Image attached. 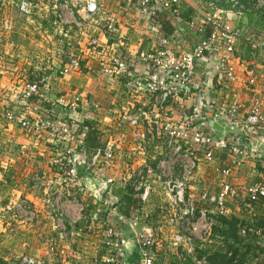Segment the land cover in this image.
<instances>
[{
  "label": "built area",
  "instance_id": "obj_1",
  "mask_svg": "<svg viewBox=\"0 0 264 264\" xmlns=\"http://www.w3.org/2000/svg\"><path fill=\"white\" fill-rule=\"evenodd\" d=\"M135 1L138 15L156 33V36L157 33H161L159 12L171 13L178 21L182 19L177 8L179 0H163L160 7L155 6L154 0ZM8 2L14 4L21 15L26 16L41 14L51 7L58 23L82 29L84 24L93 23L91 21L107 0H46L45 2L44 0H0V9L6 8ZM205 4L210 14L203 23L194 27L199 40L191 51L175 54L168 47V39L162 36L157 37L156 50L142 51L129 59L115 55L112 58V68L105 63L101 64L103 67L100 74L103 79L112 77L121 79L127 91L138 93L144 101L148 99L155 106L145 113V118H140L138 115L143 113L144 109H141L134 113L124 111L115 120L116 130L120 133L118 137L121 141H126L133 150L131 154L134 156V171L128 173L123 182L117 183L115 178H107L105 181L107 190L100 202H97L86 188L76 189L75 186L82 184L84 180L77 177L76 166L81 161L85 172L96 175L93 168L100 160L109 162L114 158L113 142L108 141L100 147L90 148L91 152L87 154L82 151L84 144L73 133L71 127L80 123L58 126L53 119V109L51 113L44 111L41 117L35 116L36 119L33 120L24 117L28 105L40 106L44 98V95L39 93L38 81L27 83L24 93L17 97L20 106L23 105V115L14 116L12 111L6 110L7 118L15 120L20 129L29 135L46 134L50 137L60 135L66 143L75 147L82 146L77 151L65 150L60 155L49 158L46 167H54L58 172L55 182L43 181L46 175L34 173L33 185L30 189L42 197L41 213L29 199L21 198L22 195L16 200L9 201L1 210L0 218H4L7 223L5 237H0V246L8 241L19 245L7 251L6 264H88L89 257L86 254L89 253L85 241L92 237L99 238L102 249L100 260L97 261L95 258L92 264H123L125 247L129 240L134 241L141 264H156L159 255L169 249L176 252L177 260L180 262L190 259L192 264H209L207 256H198V251L205 250L204 244L212 243L216 237L213 233V226L217 223L214 217L227 215V203L233 194L241 193L247 199L246 207H250L249 202H257L264 198L262 180L235 186L223 181L212 200L214 211L211 209L212 216H209L207 209L203 208L205 205L207 207L210 201L207 194L201 193L199 196L194 194L196 164L186 151L187 145L206 148L205 159L208 161L213 160L214 152L225 151L227 157L223 161L221 170L225 179L232 177L242 157L255 160L264 177V155L258 156L255 148L249 145L252 136L264 129L262 100L255 99L244 110L238 103L215 109L208 101L207 95L209 96L210 92L204 90L202 81H196L198 65L211 60L215 81L209 84L210 88L234 83V68L230 61L234 52L235 32L229 31L223 25L220 9L226 7L240 14L262 12L264 0H205ZM7 23L5 30L8 31ZM206 30L209 31L207 36H205ZM116 32L114 25L106 22L104 26L106 37L114 38ZM88 45L94 49L102 48V54H108V51H104L105 43H102L98 37H92ZM78 69V60L69 59L68 64L66 63L63 68V73L66 75ZM253 82L254 80L250 78L249 83L253 84ZM179 94L187 97L188 100L191 96L197 95V102L205 107L203 117L206 112L214 120L225 121L235 131L225 140H219L213 134L206 133L202 127L205 117L201 119L197 116L199 103L195 109V118L201 120L202 128L194 127L189 141L186 140L188 133L186 129L192 125L189 117L184 116L185 119L180 121V129L177 132L172 131L170 118H164L165 121L162 123L153 120L151 112L156 109L155 107L162 109L163 115L164 112L173 114L169 101H178ZM262 94L264 100V92ZM57 100H60L56 101L57 104H64L63 98ZM89 100V106L93 111H99V105L91 98ZM78 101L80 97L74 98V101L64 106L75 108ZM86 120L93 124L92 117L87 116ZM173 136L179 137V141L172 139ZM229 138L234 140L228 142ZM159 139L162 140L163 146L162 160L156 162L155 155L149 156L147 161L141 158L145 152L156 148L154 143ZM23 165L28 170L31 163L23 161ZM113 184L131 191L134 199L140 203L129 218L134 222V226H138L137 232L130 238L122 236L120 231L110 224L103 225L107 223L105 220L98 223L100 217L97 216L103 215L101 214L103 212L108 213L120 204V199L111 189ZM76 191L81 192L82 196L89 195L96 206L93 208L94 213L89 215L88 219L83 216L86 206L84 200L80 201ZM151 206L158 212L155 217L148 210ZM42 213L44 219L48 221L41 219ZM77 223H84L82 232L74 229ZM24 231L33 233L36 245L26 237ZM239 235H247L254 242L264 241V233L259 229L239 226ZM80 240L82 243L77 245L75 250L74 244H78Z\"/></svg>",
  "mask_w": 264,
  "mask_h": 264
},
{
  "label": "rangeland",
  "instance_id": "obj_2",
  "mask_svg": "<svg viewBox=\"0 0 264 264\" xmlns=\"http://www.w3.org/2000/svg\"><path fill=\"white\" fill-rule=\"evenodd\" d=\"M5 9H0V213L9 201L18 198V195H14V198L11 197L13 199L7 200L9 197L4 195L7 193L8 188L30 189L33 185L32 179L34 173H42L45 171L43 173L47 175L43 181H56L57 169L54 167L47 168L46 172L40 166L39 162L45 161L44 164H46L49 158L60 155L65 150L77 151L82 147H75L66 143L60 135L52 137L46 134L29 135L20 129V126L15 120H9L7 118V109L12 111L14 116L19 117L23 115V105L20 106L17 97L24 93L26 84L30 82H39V93L44 95V98H42L40 105L42 108L36 105H28V109L25 111L26 114L23 115L24 117L33 120L36 119L35 116L41 117L45 113L44 111L47 110L51 113V109H53V119L60 126L62 124L70 125V123H81L82 121H86L87 116H90L94 119L92 120V126L98 132L96 147H100L108 141L114 143V158L109 162L100 160L99 164L93 168L96 175L92 172L90 174L85 172L83 163L80 161L76 166L77 177L79 179L86 177L88 173L90 178L101 180L104 184L107 178H115L117 183L123 182L127 178V174L134 171V156L131 154L133 150L130 148V145L126 141H121L118 137L120 133L116 130L115 120L124 111L134 113V111L141 109H144L143 113H138V115L140 118H145V113L155 105L150 103L148 99L144 101L138 93L127 91L122 80L119 78L102 79L100 71L103 66L101 64L105 63L109 68L113 67L112 58L117 53L115 50L116 47L113 48L107 44L108 54L106 55L102 54V48L94 49L88 44H85L83 50H79V35L75 29L76 27L62 25L56 19L53 22V19L49 20V18L42 21L36 15L26 17V15H21L13 8V15L16 18L13 19L12 25L10 21V24L7 21L5 22L1 16ZM5 23H7L8 31L10 32L7 40L3 39L4 32H2L5 30ZM24 23L25 25H23ZM93 37L96 38L97 35ZM8 43L11 44L10 48H4L3 45ZM69 59L78 60L79 69L65 75L63 68L66 63L68 64ZM70 76L74 77L75 84H70ZM84 76L91 78L90 84H85L87 78H84ZM75 77H78L79 80L75 81ZM192 89L196 88L194 87ZM76 97H80V101L77 102L75 108L64 106V104L74 101ZM177 97L178 101H169L173 114L164 112L163 115L161 112L162 109L159 107H155L156 109L151 114L154 118L153 120H158L161 123L166 118H170L172 131L174 132L180 129L179 123L185 119L184 116L189 117V120L192 121V125L186 129L188 132L186 140L189 141L192 129L197 126L201 127V120H196L195 118V109L198 104L197 95L191 96L189 100L180 94ZM58 98H63L64 104H57L56 101H60L57 100ZM89 98L95 104L99 105V111H93L92 107L89 106ZM6 105H8V108H6ZM50 117L52 118L51 115ZM204 117L206 121L213 119L206 112ZM178 138L173 136L172 139L179 141ZM161 141V139L155 141L156 148L151 149L152 151L149 150L150 152H145L141 158L147 161L149 156L155 155V161H161L163 157ZM82 151L89 154L91 149L83 146ZM186 151L194 159L196 164V168L194 169L196 193L207 194L210 201L207 203V207L205 205L203 208H206L208 215L212 216V213H210L213 208L212 200L219 190L220 183L224 180L221 170L227 153L225 151L214 152L212 156L213 160L208 161L205 159L206 148L187 145ZM171 154L173 155V150ZM249 159L247 157V160L244 158L243 161L246 160L248 162L247 165H252ZM23 161L31 163L28 170L23 165ZM253 164L254 167L259 168L257 163L254 162ZM237 171L235 170V172ZM228 181H230V178ZM79 185V187L75 186L76 189H85L83 181ZM111 189L116 195H119V193L120 196L129 195L133 200H136L131 191L121 189L116 184H113ZM76 193L80 201L83 199L85 202L86 196H82L79 191H76ZM21 195V198H26V195ZM119 202L120 204L116 205L115 208L117 211L121 210L128 213L125 214L127 219L130 218L134 209L140 206V203L136 200L127 209L123 207L124 203L122 201ZM132 204L134 208H131L133 206ZM94 207L96 208L94 204L89 207H84L83 216L85 219H88V214L92 215L94 213ZM227 207L230 208L229 206ZM212 210L214 211V209ZM99 217L98 223L103 222L104 216L99 215ZM238 223L243 225L242 222ZM107 224L110 223H103V225ZM110 225L115 227L113 224ZM83 226L84 223H77L74 229L82 232ZM115 228L118 229L117 227ZM119 230L121 234L123 231L125 235L126 230L123 227L121 229L119 228ZM87 239L85 241L87 246L85 247H87L89 254L86 255L89 257L88 264H92L95 258H97V261L100 260L99 256L102 255V249L99 238L92 237ZM81 243L82 240L78 244H74V249L77 248V245H81ZM0 264H3V262ZM156 264H162V262L157 261Z\"/></svg>",
  "mask_w": 264,
  "mask_h": 264
},
{
  "label": "crops",
  "instance_id": "obj_3",
  "mask_svg": "<svg viewBox=\"0 0 264 264\" xmlns=\"http://www.w3.org/2000/svg\"><path fill=\"white\" fill-rule=\"evenodd\" d=\"M45 1L46 0H44V2ZM48 6L50 5L48 4ZM14 7V4L11 5L8 2L6 9L1 15L5 22L10 21L12 25L13 19L16 18L13 15V9L17 11V8ZM177 8L182 15L181 21H178L173 14L166 12L168 18H166V20H169L172 30L169 34H167L161 29V33H157L156 36V33L153 32L147 23L138 15L135 0H107L105 5L98 12L97 16L93 19V21H91L93 23L89 22L84 24L82 29L75 28L79 35V50H83L85 44H89V40L93 36L97 35L99 40L102 43H105L106 48H104V51L107 52V44L113 48L116 47V55L123 59H129L142 51L156 50L158 44L157 37L162 36H165L168 39V47L171 48L175 54H183L191 51L199 40V36L196 34L194 27L200 25L206 20L210 14V10L205 4V0H179ZM36 16L42 21L49 18V20L53 19L54 22L56 19L53 15L51 7L45 9L41 14H36ZM220 17L223 25L229 31L231 30L232 32H235L234 52L230 61L234 68L235 81L232 84L221 86L217 85L218 87H211V89L209 84H212V81H215V78L213 77L215 75L212 67L213 61L211 60H206L202 64L198 65L196 70V81L200 82L202 80L201 83L206 84H202V86L205 87L204 90L210 92L209 96L207 95L208 101H210L215 109L224 108L230 104L234 105L238 103L244 110L247 109L251 102L255 99H260L262 100V111L264 114V100L262 94L264 92V75H262V72H264V11L240 14L228 10L226 7H222L220 9ZM106 22H111L114 25L115 30L117 31L116 37H114L116 39H113V37H106L104 34V26L106 25ZM190 23H192V26H190ZM23 25H25V23ZM2 32H4V37L2 36L3 39L7 40L10 32L5 30ZM10 45L11 44L8 43L3 45V47H7L9 49ZM70 77V84H75L74 77ZM84 78L87 77L84 76ZM250 78L254 80L253 84L249 83ZM76 80H79V78L75 77V81ZM90 83L91 78L88 77L85 84L88 85ZM213 84H215V82H213ZM249 145L255 148L258 156L264 155V129L262 131H258L252 136V140H250ZM244 158L247 160V157H243V159ZM243 159H241L238 163L235 169L238 171H234L230 181H228L229 178H223L224 180L222 181H228L234 186L250 184L255 180V182L261 180L264 182V177L262 176L260 170L254 167L253 163H256V161L250 158L249 162H252V165H247L248 162L246 160L243 161ZM44 162L42 161L39 163L40 166H42L47 172V167ZM43 172L42 174H44V176L47 175ZM194 189V194L197 196L195 182L193 185V190ZM21 194L26 195L25 197L33 203L40 213L43 211L42 197L35 194L31 189L8 188V191L4 196L9 197L7 200H11L14 198V195L19 196ZM116 196L120 199L123 195L120 196L119 193V195ZM246 203L247 199L243 197L241 193H234L232 198L227 203V206L230 208L227 207L228 213L226 217H234L238 220V222H242L243 226L246 228L259 229L264 233V198L259 199L254 206L250 205L251 207H246ZM84 204L87 207L93 204V200L89 197V195L86 196ZM148 210L154 217L158 214V212L154 210L153 206L149 207ZM73 214H75V212ZM101 214H103L104 217H108L106 222L115 225L118 230L123 227L126 231L125 235L122 231V236L125 238H130L137 232L138 226H134V222L122 215L121 210L117 211L115 208L109 210L108 213L103 212ZM41 219L48 221L47 219H44L43 213ZM6 223L7 221L4 218H0V237L3 238L5 237L4 232ZM24 233L26 237L32 241L34 245H36L33 233L30 231H24ZM218 236L212 240V243L204 244V249L207 251V254L210 255L214 252L224 250V238L222 236ZM245 241H248L247 243H250L251 245H258V249L254 251V256L247 254L244 257L246 259L244 264L263 263L264 241L260 240L258 242H253L250 238H247ZM127 243L134 246V241L132 240H129ZM15 245L16 247H19L18 244H14L9 241L0 246V263L3 262V264H5L7 251L12 249ZM16 249L20 250L19 248ZM200 251H198V256ZM34 252L37 253V251ZM126 259L128 263H134L139 260V253L136 246L132 247ZM158 262H162V264H192L190 259H186L184 262L177 260L176 252L170 249L163 251L162 254L159 255Z\"/></svg>",
  "mask_w": 264,
  "mask_h": 264
},
{
  "label": "trees",
  "instance_id": "obj_4",
  "mask_svg": "<svg viewBox=\"0 0 264 264\" xmlns=\"http://www.w3.org/2000/svg\"><path fill=\"white\" fill-rule=\"evenodd\" d=\"M163 0H154V4L156 7H160ZM160 14V29L169 34L172 30L171 25L169 24V20L167 21V15L165 11L159 12ZM168 19V18H167ZM209 35V31L206 30L205 36ZM205 107L202 104H198L197 116L203 119V111ZM204 123V122H203ZM73 133L78 137L80 141L84 144L85 147L93 148L97 145V131L93 128L92 124L89 121H83L80 124L72 125ZM204 131L208 134H213L209 129L202 124ZM234 139L229 138L228 142H232ZM259 167V165H257ZM261 172V169L258 168ZM124 203L123 207L127 209L134 203L133 198L129 195H123L121 200ZM259 201V200H258ZM257 201V202H258ZM257 202H249L250 205H255ZM248 203V202H247ZM133 205V204H132ZM251 207V206H250ZM134 208V205L131 207ZM88 212V211H86ZM129 212V211H128ZM124 211H122V215L126 216ZM90 214H88L89 216ZM99 217V216H97ZM105 221L108 220V217H104ZM216 224L213 226L214 236H222L223 247L224 250L220 252H214L212 254H207V251H200L199 256L206 255L207 261L209 264H244L245 256L247 254H251L254 256V251L258 249V245L247 243L245 241L249 238L247 235L241 236L239 235V226H243L238 224V220L234 217H226V216H215ZM218 236V237H219ZM245 242V243H244ZM254 242V241H253Z\"/></svg>",
  "mask_w": 264,
  "mask_h": 264
},
{
  "label": "water",
  "instance_id": "obj_5",
  "mask_svg": "<svg viewBox=\"0 0 264 264\" xmlns=\"http://www.w3.org/2000/svg\"><path fill=\"white\" fill-rule=\"evenodd\" d=\"M203 125H205V127L209 129L219 140L227 139V137L235 131L233 127L229 126L223 120L208 119V121H204ZM87 175L88 176L84 177L83 184L85 188L92 194V197L97 202H100L107 190V186L101 180L92 179L90 178L89 174ZM132 247H135V245L133 246L129 243L126 244L123 264H130L127 262L126 258L128 253H130ZM131 264H141V260L135 261Z\"/></svg>",
  "mask_w": 264,
  "mask_h": 264
}]
</instances>
